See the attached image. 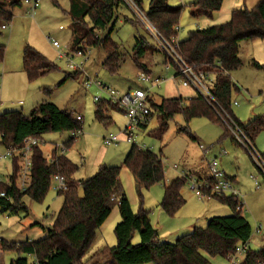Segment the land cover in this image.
<instances>
[{
    "label": "trees",
    "instance_id": "1",
    "mask_svg": "<svg viewBox=\"0 0 264 264\" xmlns=\"http://www.w3.org/2000/svg\"><path fill=\"white\" fill-rule=\"evenodd\" d=\"M69 2L67 14L71 19L73 32L70 48L80 45L83 48L101 47L105 53L102 66L111 74L117 73L122 62L120 45L110 38V31L124 0H69ZM133 2L164 39L170 40L177 34L175 26L179 24L183 6H173L169 0H149L147 9L142 10L141 0ZM221 2L222 0H194L189 5V12L194 18L210 17L219 9ZM21 4L23 0H0V25L9 22L13 17V9ZM130 21L139 22L138 19ZM106 30L108 32L100 37L99 34ZM249 39L264 40V0H258L251 8H235L228 21L191 30L186 38L178 40L180 56L194 66L195 70L213 75L211 92L219 107L231 117L232 94L239 91V88L231 79L230 72L241 65L238 57L239 43ZM157 46L143 36H136L131 54L134 65L148 72L142 59L147 53L157 51ZM3 53L4 47L0 45V62ZM22 66L29 82L56 69L53 62L29 44L23 48ZM71 74L73 73H69ZM43 92L49 94L50 90L46 88ZM148 102L151 115L153 112L160 115V130L166 127L167 121L174 114L181 113L186 121L204 116L220 124L224 136L229 135L233 138L215 110L199 94L190 98H162L159 103L148 98ZM113 108H117V105L110 99L97 101L94 118L103 125H108L111 118L107 112ZM237 124L253 145L254 136L264 130V117L257 116L246 124ZM78 128H81V121H77L72 112L58 108L49 100L34 105L28 115H23L20 110L0 112V144H18L28 137L39 141L33 150L30 186L25 191H18L13 185H1L12 195L13 200L9 203L0 199V203L7 205L8 211L17 212L18 209L24 208L21 202L23 196L37 202L44 198L54 174L62 175L67 184V189L59 192L63 196V203L45 237L20 243H8L0 239L1 249L16 252L9 264H28L26 256L29 255L34 258L32 264H85L84 256L93 245L101 224L107 218L110 212L109 204L116 194L119 196L117 207L120 216V220L113 228L116 243L105 248L106 251L103 248L90 254L91 258L98 253H105L107 264H211L207 257L216 255L227 257L238 244L247 243L248 246L239 264H264V246L257 250L249 248L253 230L241 213L242 206L238 208L241 203L239 198L229 194H210V188L203 189V192L228 205L231 214L210 217L205 226L195 227L189 233L176 238L174 242H160L148 212L141 207L142 189L162 182L164 191L160 207L167 215H173L184 204L180 190L188 176L182 175L165 184L162 160L147 148L131 145L123 159V166L132 176L139 200V209L136 213L131 210L119 182V166L100 165L92 176L76 179L74 174L78 167L64 156L65 151L57 153L56 148L51 154L53 162L49 163L40 148L41 135L48 132H72ZM179 131L189 132L186 127ZM75 139L70 136L63 144L65 149ZM259 156L264 163V153H259ZM16 167L14 162L13 173ZM10 180L13 183L14 174L10 176ZM207 182L212 183L211 179ZM79 188H83L81 197L78 196ZM135 235L139 241L133 243ZM262 240L264 242V234Z\"/></svg>",
    "mask_w": 264,
    "mask_h": 264
},
{
    "label": "rangeland",
    "instance_id": "2",
    "mask_svg": "<svg viewBox=\"0 0 264 264\" xmlns=\"http://www.w3.org/2000/svg\"><path fill=\"white\" fill-rule=\"evenodd\" d=\"M148 1L141 0L142 10L147 9ZM239 1L237 7H244L242 0ZM169 2L173 6H183L178 35L181 39H184L187 37L188 31L194 29L195 20L189 13V5L193 0H169ZM244 4L247 8H251L256 3L246 0ZM69 5V0H39L32 16L29 6L23 3L13 9L14 16L10 22V24L14 23L16 27L13 36L11 38L8 36L9 27L6 30L0 29V43L6 46L3 59L7 58L9 60L7 61L8 64H12L20 58L21 45L28 43L56 65L54 71L31 82L26 79L24 73H22V82L17 81L15 76L8 79L6 86L0 88V112L15 109L20 110L23 115H28L36 103L47 99L59 108L70 111L74 115H82L81 130L83 133L79 134L66 149L64 156L78 167L74 177L86 179L97 171V168L93 167V161L99 156L102 147L109 148V151H122L123 148L130 147V144L123 142L119 145L105 146L106 144L103 143L102 136H108L109 133L117 134L122 130L126 117L122 110L112 109L109 114L112 116L114 123L104 126L94 118L96 102L93 100V96L100 95L104 98L105 94L99 92L94 86L85 87L84 73L87 72V74L94 76L99 72V74L97 73V79L99 78L103 83L120 91V95L136 87L143 89L151 87L148 83L136 84L134 81L137 69L132 62L131 54L136 36L140 35L150 43L156 45L157 43L134 10L124 2L118 9L117 19L110 31V38L120 45L122 62L119 72L111 75L102 68L100 61L103 60L105 53L101 47H89L90 54L83 66L84 71H72L67 67L66 60L58 56V49L54 48L47 40V36H51L58 41L61 49L66 51L71 49L73 32L71 19L67 14ZM137 19L139 22L132 23L130 21ZM59 26L62 28H59ZM107 32V30L103 31L99 36L102 37ZM157 48V51L148 53L142 59L148 65L151 75L162 79L158 86H154L150 90L155 101H159L160 97L164 95L163 85L161 84L169 82L167 80L172 79L176 74L175 66L169 63L164 51L158 46ZM238 57L241 65L230 72V77L238 86L239 91L233 92L230 109L232 117L237 123L246 124L250 119L257 116L264 117V40H242L239 44ZM79 60L80 58H74L75 63ZM1 64L2 61L0 67ZM69 73L73 74L69 75ZM109 79L111 80L109 81ZM175 81V85H173L178 86L180 84L179 76L176 77ZM46 88L50 90L49 94L43 92V89ZM33 94L38 95L39 98L37 102L29 106L30 97ZM233 101L236 102V105L233 104ZM159 126L160 115L153 112L148 126L139 131L136 140L138 143L145 144L147 149L158 155L162 160L164 183L167 184L172 179L190 172L191 174H198L204 181H208L210 171L207 161L213 156L217 157L219 164L223 165L222 168L225 173L236 177V181L233 182L232 186H238L244 193L240 192L239 195L240 201L244 203L241 213L253 230L249 240V248L257 250L263 247L264 175L261 173L255 159L249 155L244 146L237 143L229 135L224 136L220 124L214 123L204 116L193 117L186 121L181 113H176L167 121V125L163 130H160ZM185 127L189 132L179 131V129ZM69 137L70 132L68 131L61 133L48 132L41 135V150L44 157L50 159L52 150L55 148H57L55 149L57 153H61L62 145ZM208 146H210V150L206 153L203 148ZM253 146L258 154L264 153V130L254 136ZM222 149L226 151V154L218 156V152ZM2 152H4V146L0 144V153ZM114 166L120 167L119 182L129 201L131 210L136 213L139 209V200L132 176L128 169L123 166V162L120 161L119 164ZM9 171L10 162L3 160L0 163V174L5 177ZM251 176L257 178L260 186L258 189L255 188ZM200 184L202 183L200 182ZM163 191L162 182L143 188L141 203V207L148 212V217L158 232L160 242H174L176 238L189 233L195 227L205 226L210 217L227 216L232 212L228 205L221 203L214 197L206 198L196 195L195 191L191 189L189 180H186L180 190L184 204L173 215H167L160 207ZM247 195L250 196L247 198ZM118 197L116 194L111 199L110 212L97 232L103 244L109 247L116 243L113 228L120 220L116 199ZM21 202L24 208L18 209L17 212L5 211L0 216V239L5 242L20 243L45 237L63 203V196L50 185L41 201H33L28 196H23ZM256 224L261 227V232L258 234L254 232ZM138 241L139 238L135 235L133 243ZM90 254L91 249L84 256L85 264L94 262L107 264L108 259L105 253H98L92 258L89 257ZM15 255V251L0 248V264H9L10 259ZM242 257L241 255L237 257V264H239ZM26 258L28 264L34 262L33 256L29 255ZM207 258L211 264H232L227 257L223 256L216 255Z\"/></svg>",
    "mask_w": 264,
    "mask_h": 264
},
{
    "label": "built area",
    "instance_id": "3",
    "mask_svg": "<svg viewBox=\"0 0 264 264\" xmlns=\"http://www.w3.org/2000/svg\"><path fill=\"white\" fill-rule=\"evenodd\" d=\"M126 4L131 7L137 17L146 25L148 30L151 32L152 36L155 38L158 47H160L167 58L176 68V77L179 76L180 84L185 87L192 88L196 94H199L206 102L209 104L217 113V115L222 120L223 124L228 128L233 138L240 143L244 148L248 151L249 155L255 159L261 173L264 175V163L262 162L259 154L253 147L252 143L249 139L242 133L238 124L232 119L230 115H228L221 107H219L216 102L212 92L211 85L213 84V75L209 72L198 71L195 70L194 66L187 63L178 52V38L177 34L172 36L170 40L164 39L150 22L147 20L143 12H141L138 7L135 5L133 0H124ZM23 3L29 6L31 14H34L35 9L38 6L39 0H23ZM8 26V22H4L0 25V29H5ZM60 28H62L60 26ZM175 31H179V26H175ZM47 40L51 43V45L58 49V56L60 58H64L66 60L67 67L75 72L84 71L83 66L88 59L90 54L89 47L83 48L82 45L80 47H75L70 49L69 51L63 50L60 48L57 40L53 39L51 36H47ZM80 58L79 62H74V58ZM85 74L84 85L89 88L94 86L99 92L105 94V97L110 99L111 102L116 104L118 108L122 110L126 117L125 125L119 134H110L106 137H103V143L106 145H117L121 141H125L130 145H136L139 148L145 149L146 146L142 143H138L136 138L138 133L143 128H146L151 120V108L149 106L148 98H150V90L154 86H158L162 79L160 77H153L150 73L139 71L135 78L136 83L141 84H150L151 87L148 88H133L124 92L122 95L119 94L117 90L112 88L110 85L103 83L99 79H97V75L94 76ZM174 77V78H176ZM190 98V97H187ZM102 97L100 95H94L93 100L95 102L100 101ZM235 105L236 102L233 101ZM264 106V103H263ZM75 119L77 121H82L80 115H75ZM81 128H78L75 131L70 132V136L76 138L79 134H81ZM122 134V138L119 135ZM39 144V141L36 138L28 137L22 140V142L18 144H6L4 146V152L0 153V163L3 160H7L10 162V171L3 177L0 174V199H3L9 203H12V195L8 194L6 189L1 187L3 184H8L10 186H14V188L18 191H25L31 184L32 178V155L33 150L36 145ZM57 149V148H56ZM208 147L203 148V151L206 152ZM65 151V146L62 145L61 152ZM226 151L224 149L221 150L220 154H225ZM16 162V171L13 173V164ZM48 162H53V159H48ZM208 168L210 171V179L212 183H208L207 181L200 184L195 178L188 176V180L191 186V189L195 191V194L199 197H209V195L203 192V189L210 188V194H229L235 195L239 198V191H237L232 186V181L229 177L226 176L225 172L221 168L217 158H211L208 160ZM6 169L5 166H3ZM14 174L13 183L10 180V176ZM254 181V185L256 188L259 187V182L257 178L251 176ZM51 185L53 189L59 193L63 192L67 189V184L65 178L62 175L54 174L51 177ZM240 200V198H239ZM241 202L238 206H242ZM8 211L7 205L0 203V216ZM255 233L261 232V227L259 224H256L254 227ZM247 243L238 244L234 251L227 255L228 260L232 262V264H237L236 260L239 255L243 256L245 250L247 248ZM240 263V262H239Z\"/></svg>",
    "mask_w": 264,
    "mask_h": 264
},
{
    "label": "crops",
    "instance_id": "4",
    "mask_svg": "<svg viewBox=\"0 0 264 264\" xmlns=\"http://www.w3.org/2000/svg\"><path fill=\"white\" fill-rule=\"evenodd\" d=\"M194 1V0H193ZM245 1L246 0H242V4H243V6L244 7H247L244 3H245ZM258 0H251V2H253L254 4L257 2ZM192 3V2H191ZM240 3V1L239 0H222V2H221V5H220V7H219V9L217 10V11H215V12H213V14H212V16H210V17H201V18H194V17H192L191 16V14H190V16L195 20V23H194V29L193 30H195V29H201V28H205V27H208V26H212V25H217V24H221V23H224V22H226V21H228L229 20V18H230V14H231V12H232V10L233 9H235V8H239V7H237L238 6V4ZM254 6V5H253ZM36 10V9H35ZM25 11V10H24ZM34 13H35V11H34ZM190 13V12H189ZM21 14V13H20ZM31 14V13H30ZM32 16L34 15V14H31ZM13 16H14V13H13ZM181 16V15H180ZM12 19H13V17H12ZM12 19L9 21V23H8V26L5 28V29H1V30H6L8 27H9V34H8V36L11 38L12 36H13V34L15 33V24L14 23H12V24H10V22L12 21ZM179 22H180V19H179ZM178 26H179V24H178ZM59 28H60V26H59ZM189 31H191V30H189ZM188 31V32H189ZM178 32H180V28H179V31ZM0 34H1V32H0ZM10 38H9V40H10ZM177 38H178V40L180 39V40H182L181 38H180V36L178 35V33H177ZM54 39V38H53ZM242 42V41H241ZM240 42V43H241ZM239 43V44H240ZM8 44H9V42L7 43V46H8ZM26 44H28V43H24L23 45H21V48H20V51L19 52H21V55H20V58L17 60V61H15L14 63H12V64H8L7 63V61H9L7 58H4V59H2V64H1V67H0V88L2 89L4 86H6V82L8 81V79H11V78H14V76L16 77V79H17V81H20V82H22V73H24L23 72V66H22V52H23V48H24V46L26 45ZM0 45H2L3 47H4V53H5V50H6V46L5 45H3V43L1 44L0 43ZM238 51H239V49H238ZM4 53H3V57H4ZM148 54V53H147ZM146 54V55H147ZM145 55V56H146ZM144 56V57H145ZM105 57V56H104ZM104 59V58H103ZM50 60V59H49ZM102 61L103 60H101L100 61V64H101V66H102ZM142 62L143 63H145L143 60H142ZM166 63V62H165ZM146 64V63H145ZM146 66H147V69H148V73H150L151 74V71H150V69H149V67H148V65L146 64ZM120 67H121V64H120V66H119V69H118V71H117V73L119 72V70H120ZM136 67V66H135ZM168 66H167V64H166V68H167ZM102 68L104 69V70H106L103 66H102ZM136 69H137V72H136V76H137V74L139 73V71H143V70H140V69H138L137 67H136ZM96 71V70H95ZM107 71V70H106ZM97 72V71H96ZM108 72V71H107ZM86 74H87V72H85ZM98 74H99V72H97ZM96 73V75H98ZM110 73V72H109ZM117 73H114V74H111V75H115V74H117ZM24 75H25V73H24ZM89 75V74H88ZM136 76H135V78H136ZM26 77V76H25ZM174 77H176V74L174 75ZM174 77H172V79H168L167 81H169V82H165L164 84H161V85H163V88H162V90L164 91V95L163 96H161L160 97V99H159V101H155L154 100V98H153V96H152V94H151V92H150V98H152V100L155 102V103H159L160 101H161V99L162 98H176V97H182V98H187V97H192V96H194L196 93H195V91L192 89V88H190V87H185V86H182L181 84H179L178 86L176 85V86H174L175 84V80H176V78H174ZM99 79V78H98ZM100 80V79H99ZM111 79H109V81H110ZM63 81V80H62ZM101 81V80H100ZM135 81V80H134ZM162 82V81H161ZM160 82V83H161ZM171 82V83H170ZM136 84H141V83H136ZM174 84V85H173ZM136 88H139V87H136ZM118 91V90H117ZM118 92H120V91H118ZM38 98H39V96L38 95H36V94H33V96H31L30 97V103L28 104L29 106H32V104L33 103H35V102H37V100H38ZM43 100H47V99H43ZM43 100H41V101H43ZM101 100H109L107 97H104V98H102ZM40 101V102H41ZM21 103V102H20ZM39 103V102H38ZM53 103V102H52ZM264 103V102H263ZM37 104V103H36ZM236 105V104H235ZM57 106V105H56ZM58 107V106H57ZM264 107V106H263ZM59 108V107H58ZM61 109V108H60ZM94 109H95V106H94ZM113 109H118V110H121L120 108H118V106H117V108H113ZM15 110V109H14ZM63 110H65V109H63ZM112 109H110L108 112H107V114L109 115V117L111 118V123H114V121H113V119H112V116L109 114V112L111 111ZM6 111H10V110H6ZM67 111V110H66ZM4 112V111H3ZM77 115H80V114H77ZM81 116V118H82V120H83V116L82 115H80ZM111 123H109V124H111ZM104 126H106V125H104ZM145 128H143V130H144ZM82 131V130H81ZM81 133H83V132H81ZM110 134H112V133H109L108 135H110ZM119 134V133H118ZM103 137H106V135H104V136H102V139H103ZM119 137L120 138H122V134H120L119 135ZM232 138V137H231ZM233 139V138H232ZM126 143L125 141H121V142H119V143ZM143 144V143H142ZM2 145V144H1ZM117 145H119V144H117ZM145 145V144H144ZM3 146V145H2ZM105 146H108V145H105ZM131 146V145H130ZM146 146V145H145ZM40 148H41V146H40ZM123 148V147H122ZM102 149V151H100V153H99V156H97L96 157V160L95 161H93V167L96 169V168H98L100 165H107V166H113V165H117V164H119V162L121 161V162H123V156H125V154L128 152V150L130 149V147H125V148H123L122 149V151L121 150H114V151H109V148L107 149V147L105 148V147H102L101 148ZM208 150H210V146H208ZM208 150L206 151V153L208 152ZM65 151H66V149H65ZM220 152L221 151H219L218 152V156H220L221 154H220ZM62 153V152H61ZM226 154V153H225ZM224 155V154H223ZM217 156V155H216ZM215 156H213V158H214ZM215 158H217V157H215ZM122 159V160H121ZM218 159V158H217ZM208 162V161H207ZM121 164V163H120ZM220 166H221V168H222V164H220ZM223 169V168H222ZM224 171V170H223ZM225 172V171H224ZM226 174V173H225ZM183 175H187V176H191V177H193V178H197L196 180L198 181V182H201V183H203V182H205L203 179H202V177L201 176H199L198 174H191V172L190 173H185V174H183ZM196 176V177H195ZM226 176L227 177H229L230 179H231V181H232V184H233V182H235L236 181V177L235 176H230V175H227L226 174ZM77 179V178H76ZM78 179H80V178H78ZM82 179V178H81ZM234 186V185H233ZM236 187V188H235ZM234 188L237 190V191H239V193L240 192H242L241 191V189L238 187V186H235ZM260 187V186H259ZM258 187V188H259ZM242 188V187H241ZM256 188V187H255ZM257 188V189H258ZM243 193V192H242ZM244 194V193H243ZM250 195H247L246 197L248 198ZM245 197V196H244ZM245 197V198H246ZM206 198H209V197H206ZM115 199V198H114ZM117 199V203H118V198H116ZM115 199V200H116ZM244 200V199H243ZM245 201H246V199H245ZM244 201V202H245ZM244 204V203H243ZM152 224V223H151ZM153 225V224H152ZM98 232V231H97ZM102 240H101V237H100V235L98 236V233H97V235H96V238H95V241H94V243H93V245L91 246V254L92 253H96L97 251H98V248H99V250H101V249H103V248H107V247H109V246H107V245H104L103 244V241L101 242ZM107 246V247H106ZM101 248V249H100ZM100 264V263H99Z\"/></svg>",
    "mask_w": 264,
    "mask_h": 264
},
{
    "label": "water",
    "instance_id": "5",
    "mask_svg": "<svg viewBox=\"0 0 264 264\" xmlns=\"http://www.w3.org/2000/svg\"><path fill=\"white\" fill-rule=\"evenodd\" d=\"M78 196H83V188H79L78 190Z\"/></svg>",
    "mask_w": 264,
    "mask_h": 264
}]
</instances>
